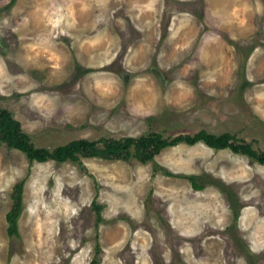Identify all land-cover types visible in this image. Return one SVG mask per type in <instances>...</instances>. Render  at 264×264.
Wrapping results in <instances>:
<instances>
[{
    "label": "rangeland",
    "instance_id": "374dc122",
    "mask_svg": "<svg viewBox=\"0 0 264 264\" xmlns=\"http://www.w3.org/2000/svg\"><path fill=\"white\" fill-rule=\"evenodd\" d=\"M0 107L51 149L205 129L264 150V0H0ZM134 148L30 161L2 143L0 264H264L263 164Z\"/></svg>",
    "mask_w": 264,
    "mask_h": 264
},
{
    "label": "trees",
    "instance_id": "16d2710c",
    "mask_svg": "<svg viewBox=\"0 0 264 264\" xmlns=\"http://www.w3.org/2000/svg\"><path fill=\"white\" fill-rule=\"evenodd\" d=\"M15 1L16 0H12V3ZM246 84L249 83L246 82ZM183 140L190 145L203 141L207 145L216 149L230 148L232 151L245 154L264 165V150L255 149L252 144L237 139V137L230 132L214 134L205 129L193 135L189 134L175 137L173 139L164 138L161 133H151L140 138H103L99 140L79 138L53 149L40 147L32 142L30 135L24 131L21 121L17 119L9 109L0 107V145L6 143L10 147L24 151L30 161L55 159L59 162H63L68 159L77 160L81 156L128 159L131 157V148L134 145L136 156L141 161L146 162L153 160L154 156L164 147L177 144ZM167 173L170 172L167 171ZM191 178L194 186L197 189H201V184H198V182L195 181V176H192ZM15 188L19 191V194L12 195L16 202L7 213V220L9 222L8 231L10 234L19 233L18 218L23 211L22 182L19 181L15 184ZM95 208L100 215L102 211L101 206L95 204ZM92 264H98L97 260L93 259Z\"/></svg>",
    "mask_w": 264,
    "mask_h": 264
}]
</instances>
